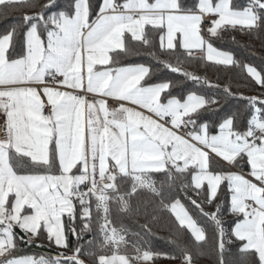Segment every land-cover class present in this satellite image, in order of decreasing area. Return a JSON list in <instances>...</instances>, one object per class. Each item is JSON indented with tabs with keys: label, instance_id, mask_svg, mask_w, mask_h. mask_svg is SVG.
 <instances>
[{
	"label": "snow or ice",
	"instance_id": "obj_1",
	"mask_svg": "<svg viewBox=\"0 0 264 264\" xmlns=\"http://www.w3.org/2000/svg\"><path fill=\"white\" fill-rule=\"evenodd\" d=\"M9 10L23 14L0 33V264H194L181 236L200 247L210 237L176 188L213 225L218 264L228 245L239 264H264V68L212 42L229 31L264 35V0H0V14ZM129 40L156 66L110 55L138 54ZM197 60L242 67L259 94L224 86L242 107L208 120L217 98L177 96L178 81L154 79L167 70L219 88L185 67ZM225 205L236 218L227 231ZM114 212L168 213L180 254L154 252Z\"/></svg>",
	"mask_w": 264,
	"mask_h": 264
},
{
	"label": "trees",
	"instance_id": "obj_2",
	"mask_svg": "<svg viewBox=\"0 0 264 264\" xmlns=\"http://www.w3.org/2000/svg\"><path fill=\"white\" fill-rule=\"evenodd\" d=\"M69 0H58V4L61 7H66ZM237 6H243L247 3V0H234ZM23 12L19 10H9L6 14H0V33L5 30L10 29L17 24L21 23V17ZM232 37H235L233 39ZM214 43L217 47L222 48L231 52L234 58L243 64H249L257 67V69L264 68V35L259 37L249 36L246 34H241L239 32H226L222 39H214ZM156 42L158 44V37H156ZM129 48H135L138 54L123 56V54L117 55L116 53H111L115 58L119 59L123 64H145L156 66L155 57L149 55L150 49L142 46L139 42L128 41ZM185 67L189 71H193L200 75L202 78L206 77L212 84H218L219 88H208L207 86H197L190 81H185L182 76L175 73H171L167 70H158L155 80H172L178 81V86L174 89V94L177 96H182L186 94L187 91L195 90L199 93L217 98L219 104L216 106L219 109L216 115L212 113L207 114V119L211 121L217 120L219 117L227 115L231 112L236 111L242 105L239 99H234L231 97H225L222 89L224 86L230 85L237 97L240 93L245 96L258 95V86L253 87L249 82L246 71L242 67H225L218 66L212 62L207 61H190ZM247 116L245 115L240 120L241 127L246 126ZM213 159H216L213 157ZM227 165H225L226 167ZM245 170L247 168L245 167ZM161 176H157V179H161ZM174 195H179L182 201L190 210V213L196 218L200 225L207 229L208 235L210 237L207 244L203 247L195 244L189 234L185 233L181 236V239L187 243L188 249L192 252L194 257V264H218V254L214 247V241L211 239L213 234V225L209 223L205 218L200 216L191 203L183 197V193L180 192L179 188L173 190ZM143 199H150L147 194H143ZM222 199H227L222 195ZM212 209L206 208V211H211ZM149 214H151L152 209L149 208ZM235 217L230 215L227 210V205H225L222 220L224 221L225 230H229L230 227L234 225ZM113 221L117 227L121 223L124 224L130 233H140L141 238L145 241L146 245L150 247L154 252L158 253H168L169 255H179L176 245H175V233L177 232L176 226L173 223V218L170 217L168 213H157V219L152 220L146 218L145 215H135V214H117L113 213ZM148 224L151 231L148 232L143 227ZM72 243H75L73 237H69ZM90 237L85 236L84 240H88ZM129 241H132L134 237L129 234L127 236ZM224 254V259L226 264H239V254L237 249L233 245H228ZM24 251L28 254H47L49 249L47 247H26ZM51 253L55 255L56 249L53 247ZM91 264V262H89ZM155 264H181L179 259H169L164 256H160L156 259Z\"/></svg>",
	"mask_w": 264,
	"mask_h": 264
},
{
	"label": "crops",
	"instance_id": "obj_3",
	"mask_svg": "<svg viewBox=\"0 0 264 264\" xmlns=\"http://www.w3.org/2000/svg\"><path fill=\"white\" fill-rule=\"evenodd\" d=\"M212 42H213L214 46L217 47L216 44L214 43V41H212ZM217 48H218L219 50L227 51V50H224V49L219 48V47H217ZM227 52H229V51H227ZM230 53H231V52H230ZM110 55H111V53H110ZM214 158H215V157H214ZM245 171H246V170H245Z\"/></svg>",
	"mask_w": 264,
	"mask_h": 264
},
{
	"label": "built area",
	"instance_id": "obj_4",
	"mask_svg": "<svg viewBox=\"0 0 264 264\" xmlns=\"http://www.w3.org/2000/svg\"><path fill=\"white\" fill-rule=\"evenodd\" d=\"M0 135H2V133H0Z\"/></svg>",
	"mask_w": 264,
	"mask_h": 264
},
{
	"label": "rangeland",
	"instance_id": "obj_5",
	"mask_svg": "<svg viewBox=\"0 0 264 264\" xmlns=\"http://www.w3.org/2000/svg\"><path fill=\"white\" fill-rule=\"evenodd\" d=\"M184 203V202H183Z\"/></svg>",
	"mask_w": 264,
	"mask_h": 264
}]
</instances>
